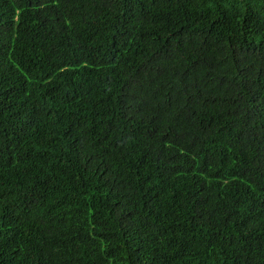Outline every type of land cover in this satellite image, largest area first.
Here are the masks:
<instances>
[{
  "label": "trees",
  "instance_id": "obj_1",
  "mask_svg": "<svg viewBox=\"0 0 264 264\" xmlns=\"http://www.w3.org/2000/svg\"><path fill=\"white\" fill-rule=\"evenodd\" d=\"M0 264H264V0H0Z\"/></svg>",
  "mask_w": 264,
  "mask_h": 264
}]
</instances>
